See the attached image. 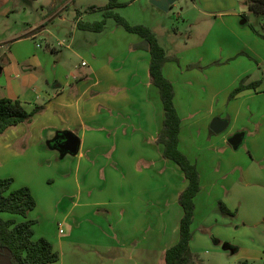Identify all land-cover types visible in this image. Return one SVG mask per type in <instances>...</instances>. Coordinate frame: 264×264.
<instances>
[{
    "label": "crops",
    "instance_id": "crops-1",
    "mask_svg": "<svg viewBox=\"0 0 264 264\" xmlns=\"http://www.w3.org/2000/svg\"><path fill=\"white\" fill-rule=\"evenodd\" d=\"M179 1L149 0V3L168 13ZM246 1L191 0L197 21H188L187 30L194 29V25L204 29L192 44L180 45L166 30L161 43L155 27L151 30L159 44H165L161 46L168 56L183 58V69L168 62L162 72L175 92L173 103L180 118L178 148L196 166L200 178V191L194 198L191 252L200 258L199 245L208 240L204 232L218 230L217 233L232 235L231 241L218 235L217 245L222 250L236 254L240 262L264 264V85L244 90L228 101L230 92L238 85L222 91L205 82L200 92H195L201 82L190 81L189 74H183H198L199 71L184 68L197 61L207 65L220 55L223 60H230L227 72H240L235 75V82L249 76L248 72H264V39L243 19L248 18L249 24L264 35L257 27H264V16L246 15ZM16 2L0 0V21L10 20ZM24 2L30 5L29 0ZM55 14L56 11L47 21ZM4 24L0 44H12L6 46L7 53L0 54V99L19 100L27 111L34 108L41 111L28 126L21 124L0 136V163L7 157L18 156L23 147H15L14 143H21L27 136L28 141L37 143L39 150L55 142L59 149L58 145L64 141L59 139L66 134L78 139V149L73 155L75 191L66 217L70 214L72 233L80 230L92 244L86 246L85 242L84 246L65 250L62 242H56L52 246L59 255L56 264H94L96 254H102L99 258L108 256L114 264H164L166 250L178 241L183 214L178 196L187 182L180 169L163 158L162 146L155 142L162 129L164 112L158 89L150 82L149 54L129 48L140 38L123 36L121 47L112 37L94 40L83 36L87 54L85 57L76 54L82 59L78 67L59 75L63 67L58 65L51 70L47 56L35 49L41 48L35 41L43 31L33 33L37 26L31 28L25 23L23 31L16 34L15 29ZM225 35L228 40L223 44ZM31 42L34 49L26 50L24 43ZM74 42L75 35L71 34V46L58 41L60 49L52 47L51 51L61 54L62 48L71 49ZM207 43L211 47L205 46ZM194 51V56H188ZM250 56L258 63L249 65ZM208 72L214 76L223 70L215 67ZM248 100L250 103L245 105ZM215 118L227 121V133L209 134V125ZM255 130L256 134L248 135ZM231 132L244 134L237 150L228 144ZM105 160L109 164L97 168ZM101 190L105 194L97 200L94 192ZM219 202L234 213L231 220L217 211ZM113 233L120 240L118 244L106 238ZM34 239H39L35 238V231Z\"/></svg>",
    "mask_w": 264,
    "mask_h": 264
},
{
    "label": "rangeland",
    "instance_id": "rangeland-1",
    "mask_svg": "<svg viewBox=\"0 0 264 264\" xmlns=\"http://www.w3.org/2000/svg\"><path fill=\"white\" fill-rule=\"evenodd\" d=\"M24 1L28 0H17L15 7L13 5L12 9L16 11L15 13L9 14V16L11 15L10 20L3 18V20L0 21V39H2L3 31H5L4 26L6 25L4 23L9 24L11 28L15 29L14 32H16V34L21 33L23 31L22 29L25 28L27 24H29L31 28L37 26L33 33L43 31V34L35 41V43L41 45V48L35 49L38 50L39 54H44L45 58L47 56L49 68L51 70L54 71L58 65L63 67L64 70L60 72L59 75L64 72H70L74 70L75 67H78L82 59L77 57L76 54L81 57H85L87 54L85 52L86 46L83 45V36L90 37L94 40L98 38L112 37L111 39L116 40L121 47L123 46V40H125V37L123 36L137 39V36L127 33L121 27H118L112 19L106 21L105 28L101 33H88L74 29L76 28L74 27V23H76V16L78 14L80 19L85 22L102 20L103 12L101 10L108 5L109 0H36L30 2V5ZM116 2L119 5V7L114 10L117 14L123 17L130 25H143L150 29L151 27H155V32L161 37V43L164 42V35H166L164 30L168 31L170 36L174 38L177 43H180V45L185 42H189L190 44L196 42L197 39L201 37L204 30L198 25H194L195 28L191 31L187 30L189 27V23H187L188 21H197L196 13L191 10V0H180L176 7L170 9L168 13L162 12L152 6L149 3V0H116ZM242 2H244V0H242ZM48 8H55L56 14L52 19L47 21L48 17H50L48 16ZM90 8H95L96 10L90 11ZM189 12L192 13L189 14ZM245 13L246 15H252L248 10H246ZM178 15H180V18ZM248 22L250 23V20H248ZM249 23L248 25L251 24ZM257 27L259 30L264 31V27ZM71 34L75 35V42L71 49L62 48L61 54L53 53L51 51L52 47L60 49L57 47L58 41L64 42L65 45L70 44L71 46ZM227 40L228 36L225 35L222 37L223 44H225ZM11 44V42L8 44H0V54H3L6 50V46L9 47ZM210 44L211 43H207L205 46L211 47ZM164 45L165 44L162 46ZM34 47L35 45L32 42L24 43V48L26 50H33ZM195 54L194 51L189 53L188 56H194ZM119 55L123 56V53L120 52ZM223 55H225L224 52ZM176 57L178 61L177 63H174L178 64L180 68L183 69L181 66L183 58L180 56ZM186 59H189V57ZM229 61L230 60H223L222 55H220L218 60L207 65H203L199 61L192 62L188 65H199L203 67V69H187L186 67L188 65H186L184 70L199 72H197L198 74L195 72H183V74H189V77L187 78L190 81L199 80V82H201V84L196 83L197 87L195 92H200V88L205 82L213 85L217 89H221L222 91H230L234 85H239L242 81L245 85L253 82H260V85H264V72H248L247 75L249 76L242 77L235 82V75L240 72H227L230 68ZM247 63L249 65H254L258 63V61L250 56V60ZM215 67L222 68L223 72H216L217 75L211 76V72L208 71ZM262 67L264 68V66ZM55 73L56 72H54V74ZM70 74H72V72ZM236 87L237 86H235V88ZM228 101H230L229 96ZM248 103H250L249 100L245 105ZM28 125L25 124V126ZM227 132L228 130L226 129L224 133ZM235 133L238 132H231V135H234ZM256 133L257 130L252 134L248 133V135H254ZM112 136H114V134ZM28 138V136L25 137L24 141L21 143H14L15 147H20V145L23 147L18 151V156L7 157L0 163V178L12 179L13 189L21 187L29 188L35 199L37 208L28 215L27 219L35 222V238H44L48 240L52 246L56 244V242H62L65 245V250L67 248L84 246L85 242H87L85 245L89 246L92 242L88 240L85 234L79 233L81 232L80 230L77 232L74 230V234L72 233L71 227H73V222L71 217H69L70 214L66 217L68 215L67 209L72 205L73 192L75 191V185L72 181V173L76 164L73 156L74 154L65 153L57 149L55 145L57 142H55L53 146L49 145L46 146V148L39 150L37 143H35L34 140L31 142L28 141ZM62 140L63 138L61 137L59 142H62ZM112 144L116 145L115 142H112ZM105 145L107 146L108 142H105ZM243 145L241 148L244 147ZM107 158L108 157H106V159ZM112 158L115 157L113 156ZM109 162L110 161L105 160L103 163H98L97 168L102 165L106 166ZM99 178H101V176H99ZM112 181H115V178H113ZM98 187L97 190L99 189ZM102 191L104 190L94 192V196L97 197V200H101V195L105 194L101 193ZM111 194L114 196V193ZM216 208L218 211L217 206ZM98 210H102V208H99ZM221 216L223 215L221 214ZM229 219L231 220V218ZM59 230H62L61 234H59ZM210 230L211 229L204 232L208 240L202 242L198 248V253L200 255V258L197 256L199 258V264L240 263L236 258V254H232L227 250H222V247L217 245L219 237L220 239L225 238L231 241V233H217L218 230H215V232ZM100 231L104 234L107 233L105 230ZM97 232L100 233L99 231ZM201 233L203 234V232ZM114 234L115 233L110 234L109 236H106V238L110 243L118 244L120 240ZM101 255L102 254L94 255L96 257L93 261L94 264H102L103 259L106 261L103 262V264H107L108 261L114 264L112 259L108 260V256L105 258H99Z\"/></svg>",
    "mask_w": 264,
    "mask_h": 264
},
{
    "label": "trees",
    "instance_id": "trees-1",
    "mask_svg": "<svg viewBox=\"0 0 264 264\" xmlns=\"http://www.w3.org/2000/svg\"><path fill=\"white\" fill-rule=\"evenodd\" d=\"M30 2L36 0H29ZM249 13L264 16V0H247ZM119 7L116 0H109L108 5L102 9V20L84 22L79 14L76 16V27L80 31L100 33L104 30L108 19L114 20L118 27L125 32L137 35L139 43L130 46L131 51H145L149 54V77L151 84L158 89L163 106L164 119L156 144L163 149V158L173 162L183 174L187 182L186 187L178 196V204L182 209L179 222L178 241L168 248L164 254V264H199V259L191 252L190 243L193 238L191 226L194 220V198L200 191V178L196 166L179 150L180 118L175 109L174 88L172 83L163 76V66L168 62H176V56H168L159 44L153 31L143 25H130L114 10ZM90 8V11H95ZM55 12V8H48V16ZM248 21V18L243 16ZM249 28L260 38V34L252 25ZM187 69H203L199 65H188ZM260 82L244 84L242 81L229 95L232 100L240 92L247 89H256ZM41 111L34 108L27 111L19 100L0 99V136L9 129L21 124H30ZM209 134L213 132L209 130ZM36 202L29 188H12V179L0 178V264H56L59 255L54 251L50 242L44 238L34 239L33 220L28 215L35 209ZM218 211L225 217L232 218L223 202L217 204ZM239 264H251L242 261Z\"/></svg>",
    "mask_w": 264,
    "mask_h": 264
},
{
    "label": "water",
    "instance_id": "water-1",
    "mask_svg": "<svg viewBox=\"0 0 264 264\" xmlns=\"http://www.w3.org/2000/svg\"><path fill=\"white\" fill-rule=\"evenodd\" d=\"M156 6L159 7V5ZM227 126V121L215 118L211 121L209 128L214 134L219 135L226 130ZM243 137V133H235L228 139V144L234 150H237L242 143ZM58 148L62 152L75 154L78 149V139L70 134H66L64 136V141L58 145Z\"/></svg>",
    "mask_w": 264,
    "mask_h": 264
},
{
    "label": "built area",
    "instance_id": "built-area-1",
    "mask_svg": "<svg viewBox=\"0 0 264 264\" xmlns=\"http://www.w3.org/2000/svg\"><path fill=\"white\" fill-rule=\"evenodd\" d=\"M85 65V63H82V66H84ZM60 233H62V231H60Z\"/></svg>",
    "mask_w": 264,
    "mask_h": 264
},
{
    "label": "flooded vegetation",
    "instance_id": "flooded-vegetation-1",
    "mask_svg": "<svg viewBox=\"0 0 264 264\" xmlns=\"http://www.w3.org/2000/svg\"><path fill=\"white\" fill-rule=\"evenodd\" d=\"M63 139H64V137H63Z\"/></svg>",
    "mask_w": 264,
    "mask_h": 264
}]
</instances>
